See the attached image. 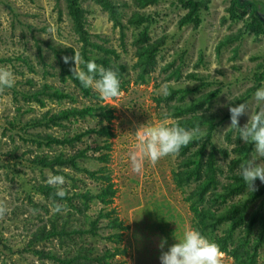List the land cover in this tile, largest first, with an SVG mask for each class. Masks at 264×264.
Listing matches in <instances>:
<instances>
[{"label":"rangeland","instance_id":"374dc122","mask_svg":"<svg viewBox=\"0 0 264 264\" xmlns=\"http://www.w3.org/2000/svg\"><path fill=\"white\" fill-rule=\"evenodd\" d=\"M112 1L121 9L122 20L117 17L125 23L123 37L109 12L96 0H79L91 42L101 47L89 48L88 55L102 60L114 51L110 62L120 67L121 95L103 100L92 88L93 95L86 97L70 81L60 82L62 69L52 51L54 46L67 51V61L77 58L76 70L81 69V42L65 0H0V69L14 74L13 87L0 86V264H58L44 254L65 258L87 249L108 256L116 248L122 249V254L109 258L111 264H160L161 254L192 229V214L184 199L190 190H180L172 180L181 159L179 154L153 164L141 156V134L174 126V106L217 91L207 107L218 113L219 119L212 142L229 151L236 141L245 144L239 133L229 128V102L248 106L239 118V127L247 123L251 113L264 107L254 99L257 88L264 87V75L256 76L264 70V35L243 31L250 8L241 18H232V0H209L207 7L198 12L197 27H179L187 11L175 0H159L139 10L147 16L146 23L132 26L126 22L137 10L134 0ZM145 28L151 40L163 38L164 43L156 54L155 65L143 77L135 66L133 43ZM69 49L74 51L72 57ZM63 65H70L67 69L73 72L75 63L72 68L69 62ZM190 75H197L196 79ZM164 88L168 95L163 94ZM52 89L62 90L67 98L52 97ZM75 109L90 110L85 117H61V112ZM51 115H57L54 123L49 122ZM102 127H106L108 137L96 133ZM47 137L64 144L48 145ZM247 146L250 150L245 154L246 161L264 163L254 146ZM38 156L73 159L76 165L56 167L54 172L39 166ZM232 156L223 159L217 153L225 170L220 176L224 180ZM135 162L141 165L138 172L133 170ZM50 175L65 178L62 187L66 200L52 202L43 195L42 187L57 191L47 183ZM101 175L110 176L115 190L107 206L95 198L104 189L98 179ZM257 187L264 190V184L257 180L245 192ZM57 204L61 211L54 212ZM260 204L264 209V192L254 200L252 210ZM106 214L121 223L117 230L101 220L98 226L102 230L93 237L72 233L89 230V222ZM52 227L57 238L39 240ZM115 232L120 239L115 238ZM162 240L166 241L163 248ZM258 263L264 264V246ZM221 264L234 262L224 254Z\"/></svg>","mask_w":264,"mask_h":264},{"label":"trees","instance_id":"16d2710c","mask_svg":"<svg viewBox=\"0 0 264 264\" xmlns=\"http://www.w3.org/2000/svg\"><path fill=\"white\" fill-rule=\"evenodd\" d=\"M159 0H134V5L137 10L132 11L128 19V24L132 26H140L147 22V16L145 13L139 11L147 6L153 5ZM209 0H175L176 5L182 7L187 11L185 16L179 21V27L188 24H193L197 27L198 12L200 9L207 7ZM261 1V2H259ZM68 16L71 20L74 32L78 35L81 42L80 55L81 60L89 62L95 60L98 64H102L106 69L111 68L117 71L120 67L110 62L115 56L114 51L106 53L107 57L100 60L97 56L88 55L87 50L89 48H101L98 45L91 42L88 32L85 28V11L80 6L79 0H65ZM103 10L109 12L111 20L115 25L120 28V36L124 35L125 23L121 22V16L119 12L121 9L112 0H96ZM250 8L249 15L247 17V25L243 28V31H249L254 36L264 35V0H232L230 9V16L232 18H241L246 14L247 9ZM237 14V15H236ZM119 19H118V17ZM136 41V42H135ZM134 41L135 44V56L137 62L135 66L140 70V76L144 77V74L153 68L155 65V57L160 47L163 45V38L151 40L147 34V29H141ZM52 51L55 53L57 62L61 66L60 82L66 83L70 81L77 89H79L84 96H92L90 88H84L80 82L73 76V72L67 69L70 65H63L65 62L64 49H56L54 46ZM71 51V57L73 50ZM71 68L74 67L73 59H69ZM85 65L80 64L83 68ZM261 67V65H260ZM262 74L256 75L257 78H262ZM191 78H195L197 75H190ZM198 77L206 78L203 75ZM46 90L51 91V88L44 87ZM52 97L60 100L65 99L67 96L63 94L62 90H53ZM61 92V93H59ZM218 95L217 91H208L201 94L199 97L184 102L181 105L174 106L172 115L176 120L174 125L179 124L182 127L191 129L193 127H199L203 131V135L190 143L188 146L181 148L179 151L180 161L176 169L172 172V180L177 188L180 190L189 189L190 193L184 197L188 203L190 213L192 214V229L199 230L202 235L212 242H215L220 250L232 258L234 264H259L258 257L261 247L264 246V209L263 205L252 210L254 200L261 196L262 187H257L245 192L248 187L245 182L240 178V169L242 164L246 162V153L250 150L251 144L239 145V141L235 142V147L231 150L224 148H218L212 142L213 133L216 129L218 113L210 112L207 107L210 102ZM41 102L40 100L37 101ZM229 105H236L235 101H230ZM82 110H68L61 112V117L68 119V116L85 117L86 112ZM52 116V115H51ZM226 117L229 114L225 115ZM57 119V115L50 117L49 122H53ZM54 123V122H53ZM98 135L109 136L106 132V127H102L97 130ZM48 145L64 144L63 141L47 137ZM217 153L222 155L223 159H228L230 154H233L232 158L228 161L229 172L226 175V180L220 178L224 173V168L219 163ZM82 156V155H80ZM102 155V160L107 162V157ZM36 162L43 168H49L51 171H55L56 167L65 168L71 166L75 167L73 159H63L62 157H55L48 159L47 157L38 156ZM62 172V171H60ZM98 179L102 182V189L100 195L95 198L102 205L107 206L112 203L114 196L113 183L109 175H101ZM43 195L46 198L57 202L66 200L56 196L55 189L51 187H42ZM56 207V206H55ZM112 213V212H111ZM98 217L96 220L89 222V230L80 231L72 230V233L77 232L79 235L86 238L93 237L100 229L98 223L101 220L107 221V227L110 229H116L121 223L118 219L109 218V214ZM55 227V226H54ZM52 227L51 232L40 236L39 240L47 238H53L58 236L56 229ZM118 229V227H117ZM116 229V230H117ZM239 234L235 235L236 231ZM64 232V231H63ZM62 236V234H61ZM116 239H120L121 235L117 232L114 234ZM37 240V241H39ZM120 242V241H119ZM122 249L116 248L110 255H99L98 253H90L92 250L82 249L78 254L67 256L65 258L59 257L58 254H44V256L54 259L58 264H111L109 258H113L114 255L119 256L122 254ZM40 255L41 253L38 252ZM51 256V257H50ZM124 256V255H123Z\"/></svg>","mask_w":264,"mask_h":264},{"label":"clouds","instance_id":"9594fccd","mask_svg":"<svg viewBox=\"0 0 264 264\" xmlns=\"http://www.w3.org/2000/svg\"><path fill=\"white\" fill-rule=\"evenodd\" d=\"M75 67L73 76L84 88H92L101 99L111 100L121 95V85L118 72L111 68L98 66L94 61L80 63L85 66L76 70V59L73 58ZM67 63V58H65ZM0 86L11 88L14 86V74L8 70L0 69ZM163 94L168 95L167 88ZM254 99L258 104L264 105V87L257 88ZM248 106L245 103L236 104L228 108L230 113V127L239 133L241 142L254 146L258 157L264 158V107L251 113L247 123L239 127V118L245 113ZM203 131L197 126L191 129L180 126H161L149 129L141 134V143L138 146L142 158H147L155 164L160 158L179 153L181 148L188 146L203 135ZM135 161V157L133 158ZM140 163H134V171L140 170ZM240 178L251 188L254 182L259 180L264 184V163H256L250 159L241 165ZM50 186L57 188L56 196L64 198L63 189L65 178L61 175H50L47 180ZM54 212L61 211L60 205H56ZM166 241L162 240L163 248ZM224 253L219 246L207 239L199 230L190 229L185 232L183 239L168 247L160 256V264H221Z\"/></svg>","mask_w":264,"mask_h":264}]
</instances>
